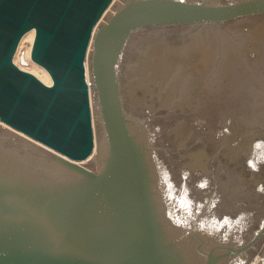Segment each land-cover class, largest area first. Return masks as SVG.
I'll use <instances>...</instances> for the list:
<instances>
[{
  "label": "water",
  "instance_id": "1",
  "mask_svg": "<svg viewBox=\"0 0 264 264\" xmlns=\"http://www.w3.org/2000/svg\"><path fill=\"white\" fill-rule=\"evenodd\" d=\"M111 3L0 0V264H264V0Z\"/></svg>",
  "mask_w": 264,
  "mask_h": 264
},
{
  "label": "bare ground",
  "instance_id": "2",
  "mask_svg": "<svg viewBox=\"0 0 264 264\" xmlns=\"http://www.w3.org/2000/svg\"><path fill=\"white\" fill-rule=\"evenodd\" d=\"M118 1L119 0H112V3L108 7V9L104 13V15L101 17L100 21L98 22L95 31H97V28H98L99 24L118 6V3H119ZM34 35H35V31L34 30H30L29 32H27L22 37V39L20 41V45L26 39H29L30 41L33 42ZM32 42H31V44H32ZM20 45H19V47H20ZM91 45H92V43L89 46L88 56H87L86 61H85L86 72H87V77H88L89 83H91V80H90V68H91L90 63H91V60H92V58H91ZM30 50H28L25 53H23L24 54L23 56L25 57V59L27 61V63L25 65H23L20 62L21 55H19V49H18V51H17V53L15 55V62H16V64H18V66L21 67L22 69L27 70V71L33 73L34 75H36L44 83H46L48 85H51L52 79H51V77H50V75H49V73H48V71L46 69H44L42 66H40L37 63L34 64V67L33 68L28 65V63H29L28 59L30 57ZM90 100H91V109H92V125H93V132H94V149H93L92 153L90 154V156H88L86 159L81 160V161L78 162L80 164L85 163L86 161H88L94 155L98 156V152H97V136H96V120H95V105H94V89H93V85L92 84L90 86ZM0 123L4 124L1 121H0ZM4 125H6V124H4ZM6 126H8V125H6ZM259 259H260L259 256L254 257L253 261L250 264H258Z\"/></svg>",
  "mask_w": 264,
  "mask_h": 264
},
{
  "label": "rangeland",
  "instance_id": "3",
  "mask_svg": "<svg viewBox=\"0 0 264 264\" xmlns=\"http://www.w3.org/2000/svg\"><path fill=\"white\" fill-rule=\"evenodd\" d=\"M119 3H118V5L120 4V0L118 1ZM104 15V14H103ZM34 40V39H33ZM31 42L32 41H30L29 39H26L21 45H20V47L18 46V49H19V55H24L23 53H25L26 51H28V50H30L31 48H32V44H33V42H32V44H31ZM31 44V45H30ZM18 51V50H17ZM22 53V54H21ZM30 55H31V50H30ZM21 58V57H20ZM28 61H29V63H28V65L30 66V67H34V64H35V62L31 59V56L29 57V59H28ZM33 61V62H32ZM90 66H91V63H90ZM91 82H92V80H91ZM93 84V83H92ZM96 157V158H95ZM96 159H98V156H96V155H94V156H92L88 161H86L85 163H82L83 165H85V166H91V165H93V166H95L96 165V163H95V161L94 160H96ZM257 256H259V258L261 259V253L259 252V250L257 251ZM254 257H256V256H253L251 259H250V261L247 263V264H250L252 261H253V259H254ZM259 259V260H260Z\"/></svg>",
  "mask_w": 264,
  "mask_h": 264
}]
</instances>
